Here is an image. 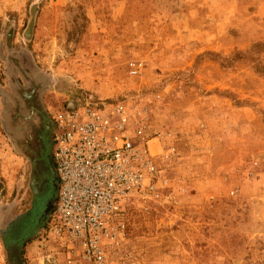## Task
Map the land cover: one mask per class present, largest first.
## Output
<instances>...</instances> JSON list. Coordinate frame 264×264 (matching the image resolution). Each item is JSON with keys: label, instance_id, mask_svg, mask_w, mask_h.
<instances>
[{"label": "rangeland", "instance_id": "1", "mask_svg": "<svg viewBox=\"0 0 264 264\" xmlns=\"http://www.w3.org/2000/svg\"><path fill=\"white\" fill-rule=\"evenodd\" d=\"M255 42L264 0H0V264H12L2 232L32 195L7 119L21 110L27 123L13 125H35L81 92L142 100L148 130L163 136L152 153L174 147L161 163L167 196L127 210L124 264H264V52L246 59ZM48 168L44 203L56 196ZM44 220L8 242L11 255L73 264L46 241Z\"/></svg>", "mask_w": 264, "mask_h": 264}, {"label": "built area", "instance_id": "2", "mask_svg": "<svg viewBox=\"0 0 264 264\" xmlns=\"http://www.w3.org/2000/svg\"><path fill=\"white\" fill-rule=\"evenodd\" d=\"M127 67L131 75L144 68L141 61ZM131 98L81 92L51 116L56 196L45 238L68 263L124 264L128 206L160 202L171 188L161 163L174 147L152 153L150 141L163 136L148 130L145 104Z\"/></svg>", "mask_w": 264, "mask_h": 264}, {"label": "flooded vegetation", "instance_id": "3", "mask_svg": "<svg viewBox=\"0 0 264 264\" xmlns=\"http://www.w3.org/2000/svg\"><path fill=\"white\" fill-rule=\"evenodd\" d=\"M24 96L25 111H29L30 114H39L38 108L35 106L34 96ZM23 113L21 110L17 111L16 117L14 114H10L7 122L9 126H13V128L17 129V137H22L23 141L21 146H23V149L28 153V158L26 159L29 162L32 195L30 207L26 214L13 219L2 232L6 246H8L9 241L14 242L24 232H28L29 230L34 231L35 227L42 222L44 217H41L40 219L37 218V212L41 207L44 209V199L48 190L51 188V177L49 175L48 167L52 145L53 123L49 117L46 119L40 115L39 121L37 122L36 120L35 125L29 124L24 129L20 126H14L13 124L16 123V119L23 120L24 123H27L26 118L28 115Z\"/></svg>", "mask_w": 264, "mask_h": 264}, {"label": "water", "instance_id": "4", "mask_svg": "<svg viewBox=\"0 0 264 264\" xmlns=\"http://www.w3.org/2000/svg\"><path fill=\"white\" fill-rule=\"evenodd\" d=\"M49 165H50V168H51V172L53 174V186L56 187V185H55V175H54V170H53L52 161H51L50 157H49ZM52 207H53V202L52 201H47L45 203V207H44V209L42 211L41 216L42 217L47 216L48 213L51 211ZM7 253H8L9 259H10L12 264H23L21 259H20V256L13 257L11 255L10 247H8V246H7Z\"/></svg>", "mask_w": 264, "mask_h": 264}, {"label": "trees", "instance_id": "5", "mask_svg": "<svg viewBox=\"0 0 264 264\" xmlns=\"http://www.w3.org/2000/svg\"><path fill=\"white\" fill-rule=\"evenodd\" d=\"M249 52H251V53H262V52H264V42H255L254 44L251 45L249 51L247 52V58L246 59H248L249 61L252 60V62H254L255 59H257V58H255V56H252L251 54H249ZM242 54H243L242 52H236L235 56H240ZM129 206H128V208H129ZM128 208H127V210H128ZM47 219H48L47 216H45L44 221L46 223H47Z\"/></svg>", "mask_w": 264, "mask_h": 264}, {"label": "crops", "instance_id": "6", "mask_svg": "<svg viewBox=\"0 0 264 264\" xmlns=\"http://www.w3.org/2000/svg\"><path fill=\"white\" fill-rule=\"evenodd\" d=\"M51 153V152H50Z\"/></svg>", "mask_w": 264, "mask_h": 264}]
</instances>
